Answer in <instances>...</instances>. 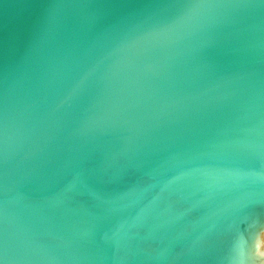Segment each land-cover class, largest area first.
Wrapping results in <instances>:
<instances>
[{"label": "water", "instance_id": "obj_1", "mask_svg": "<svg viewBox=\"0 0 264 264\" xmlns=\"http://www.w3.org/2000/svg\"><path fill=\"white\" fill-rule=\"evenodd\" d=\"M0 0V261L234 264L264 209V4ZM241 249L264 264V228Z\"/></svg>", "mask_w": 264, "mask_h": 264}, {"label": "snow or ice", "instance_id": "obj_2", "mask_svg": "<svg viewBox=\"0 0 264 264\" xmlns=\"http://www.w3.org/2000/svg\"><path fill=\"white\" fill-rule=\"evenodd\" d=\"M260 3L264 4V0H260ZM145 6L164 8L172 5H170L167 0H152L151 3ZM205 6H208L206 0H189V2L181 4L180 7L182 11L179 14L163 27L146 33L143 39L150 40L172 32L184 25L191 18L195 9ZM260 228H264V209L261 210L260 214H257L256 211L243 214L239 217L237 222L231 225L230 232L234 242L232 255L234 264H251V262L255 260V257L251 254V249H241L238 243V238L242 231H246L247 234H253ZM0 264H3V261H0Z\"/></svg>", "mask_w": 264, "mask_h": 264}]
</instances>
